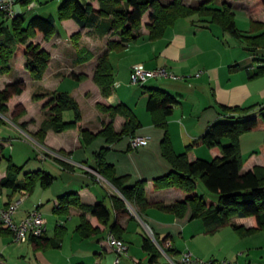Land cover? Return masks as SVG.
Segmentation results:
<instances>
[{
    "label": "crops",
    "instance_id": "obj_1",
    "mask_svg": "<svg viewBox=\"0 0 264 264\" xmlns=\"http://www.w3.org/2000/svg\"><path fill=\"white\" fill-rule=\"evenodd\" d=\"M80 1L86 3L92 0ZM194 1L195 5H198L203 0H192ZM224 1L233 6L237 28L243 35L258 34L259 31L254 32L252 29V21L264 23V7L252 11L253 0ZM34 2L35 5L31 9L36 8L37 0ZM94 4L97 6L98 3L95 1ZM20 7L26 19V4L20 1ZM238 10H243L245 18L249 19L242 26L236 18ZM36 11L38 10L35 9ZM38 13L44 15V12ZM149 14H145L142 28L135 32L136 40L130 42L124 50L125 74L130 78L131 69L142 65L145 69L166 67L185 78L152 77L136 90L128 81H121L120 76L125 75L120 69L117 72L113 62L120 53L111 51L110 60L115 72V81L121 84L113 87L110 96H103L93 79L98 58L107 49L110 40L119 41L121 37L119 34L100 35L95 28L81 27L73 19L61 21L68 37L63 42L56 36L59 45L51 44L50 40L55 36L45 40L41 34H37L36 39H33L34 42L38 40L37 42L51 54V61L43 79L35 80L26 70L27 59L24 54L15 55L14 60L10 62L11 68L0 74V91L8 83L20 78L25 79L27 89L22 94L13 96L8 102L9 106H13L9 109L10 115L18 104H25L27 107V113L19 120L20 124L25 123V128L13 119H8L39 144L42 150L38 153L41 155L43 168L38 169L49 171L55 177L47 186L38 183L31 192L25 189L15 191L11 188H0V207L9 202H18L15 215L17 220L35 209L43 211L46 218L44 237L55 238L59 243L58 246H53L43 239H40L39 244L35 243L34 239L24 243L16 242L12 234L0 226V264H106V257L110 254H115L116 258L120 256L119 264L122 261L124 264H146L145 261L147 264H181V255L188 250L201 260L231 259L243 264L244 254L249 255V251L253 249L261 250L257 252L258 258L264 261V231L243 236L231 224L209 229L204 219L208 212L192 217L193 209L190 203L182 214L166 211L155 205L159 202L170 205L187 199L189 195L177 187L156 186L155 178L167 174L173 167L161 150L165 129L156 124L154 119V115H157L158 119H161V115L159 112L153 114L146 108L147 87L161 88L178 97L179 103L167 117V131L174 151L183 153L186 146L200 136L212 122L226 117L223 105L252 108V112H258L264 106V73L257 74L259 69L264 67L263 50L253 48L245 38L235 37L218 25L210 23L209 17L203 18L199 15L178 19L161 38L150 40L147 28ZM77 32H81L84 37L90 32V47L72 42L71 35ZM197 72L200 74L196 75ZM73 73L84 74L86 78L79 81L72 76ZM67 79L73 82L67 83ZM63 83L68 85L62 88ZM30 86L33 88L31 95L57 90L69 92L78 101L83 114L79 126L60 133L48 130L43 143L34 138L33 133L41 129L50 113V107L43 109L49 100L47 97L37 100L30 109L29 104L32 102L30 99L24 100L25 94L31 89ZM122 103L134 111L142 124L136 134L149 137V142L138 148H131L130 136H124L109 144L104 136L98 135L92 142L85 143L81 130L98 134L103 130L105 123L112 119L100 105L117 106ZM0 114L5 115L1 112ZM124 122L123 116L114 119L116 131L121 130ZM124 138H128V143L121 145ZM263 140L264 128L242 135L241 146L245 159L242 172L255 166H264V150H260ZM5 145L6 143H0V163L4 161L3 158L13 160L12 156L5 155ZM244 145L251 146L247 158L244 156ZM105 146L108 148L107 161L114 165L118 175H128L131 184L139 180L147 181L146 197L151 202L142 212H138L127 202L130 215L118 220L119 229L116 230L117 236H120L127 246V252L120 255L110 246L108 239L113 234L112 224L117 219L112 197L122 195L96 170V152ZM220 154L219 150L209 149L204 145L188 151L191 161L197 158L209 159V155L213 159ZM60 160L69 166H64ZM7 163L8 160L3 164V169L0 168V179L6 175ZM26 163L28 165L30 160ZM46 164L58 174L51 172ZM30 167L27 171L38 170L32 165ZM24 173L23 171L20 174V178ZM207 191L200 189L199 194L217 199V195H211ZM67 192H76L83 203L95 204L102 201L109 207L111 217L107 225L101 224L96 217L87 213L92 225L100 227V233L90 237L81 235L78 226L81 224L84 210L76 204H71L66 209H55L59 196ZM233 221L246 229L255 224L252 217H234ZM144 237L151 238L159 249L160 255L156 262H150L151 255L143 248ZM158 242H161L162 246ZM134 245L138 246L135 254H130ZM162 247H172V254H166ZM8 249L10 252H7Z\"/></svg>",
    "mask_w": 264,
    "mask_h": 264
},
{
    "label": "trees",
    "instance_id": "obj_2",
    "mask_svg": "<svg viewBox=\"0 0 264 264\" xmlns=\"http://www.w3.org/2000/svg\"><path fill=\"white\" fill-rule=\"evenodd\" d=\"M20 1L27 4L34 0ZM95 1L98 3L97 6L94 4ZM210 1L212 0H203L198 5H192L187 3L186 0H172L170 2H165V0H92L86 3L80 0H62L59 5V18L61 21L73 19L79 26L84 28H95L100 35H120L119 41L110 40L108 42L107 49L98 58L93 76L103 96L108 97L113 93V87H115L114 68L110 60V52L124 51L128 48L130 42L136 40L137 35L135 32L142 28V21L147 13H150L149 23L147 24L150 40L161 38L178 19L199 15L203 18L209 17L208 21L210 23L218 25L235 37L245 38L253 48L263 50L264 23L252 21V29L254 32L259 31L258 34L243 35L237 28L233 6L227 1H223L217 7L211 6ZM253 1L252 11H258L264 7V0ZM0 19L13 21V31H9L8 28L3 27V24H0V74L11 68L10 62L14 60L15 55L24 54L27 59L26 70L31 73L35 80L43 79L51 61V54L40 43L34 42L33 38L37 34H41L45 40H49L55 33V18L52 15H34L26 23L24 13H20L15 18L7 19L0 12ZM78 35L79 33L75 34V36ZM263 73L264 67H261L257 74ZM72 76L79 81L86 78V75L83 74L73 73ZM26 89L27 83L23 78L8 83L0 91V112L6 114L9 111L6 102L13 96L22 94ZM146 89L148 92L146 108L153 114L159 112L161 115V119L154 115L156 124L165 129L161 140V150L163 156L173 167L167 174L155 178L156 186L177 187L189 195L187 199L170 205L162 202L155 203V205L163 210L182 214L190 203L193 209L192 217L208 212L204 219L209 229L231 224L243 236L257 231H264V166H255L253 169L242 172L245 159L241 146L243 134L264 128V106L258 112H252V108L223 105L222 108L226 113V117L212 122L200 136L186 146L185 152L176 153L167 131V117L173 113L174 106L179 103V99L176 95L161 88L147 87ZM33 97L36 101L49 97L46 105L50 107V113L43 122L41 129L33 133V137L41 143L44 142L48 130L60 133L77 128L83 119L78 101L69 92L45 91L35 93ZM100 107L109 113L112 119L105 123L103 130L98 134H94L89 130H81L85 143H90L98 135H102L109 144H112L124 136L135 135L142 126L134 111L126 104L122 103L117 106L100 105ZM24 110L22 105H18L16 111H14L13 119L16 120L24 114ZM65 110H73V120H64L63 113ZM117 116L125 118L120 131H116L114 127V119ZM20 126L25 128V123ZM225 139H229V143L225 144ZM202 145L209 149L219 150L221 154L211 160L197 158L191 161L188 157V151ZM107 149V146L101 147L96 152V170L122 194V196L114 195L112 197L117 214V219L112 224V232L117 236L118 220L125 215H130L127 202L135 207L138 212L146 209L151 202L146 197L145 186L147 181L139 180L131 184L128 175H118L114 165L107 161ZM260 149L264 150V140L260 144ZM7 160L6 175L0 179V188H11L15 191L25 189L31 192L38 183L47 186L55 178L50 172L43 169L27 171L20 178L23 166L15 164L12 158ZM62 164L66 167L69 166L64 161H62ZM199 181L204 183L209 192L217 195V199L207 198L199 194ZM71 204H76L84 210L81 224L78 226V230L83 237H90L101 232L99 226L92 225L87 218V213L96 217L103 225L109 223L111 212L104 202L83 203L76 192H67L60 195L55 209H66ZM234 217H252L255 224L252 228L246 229L234 222ZM7 231L11 234L9 230ZM32 239L37 244L40 243V239L49 242L53 246L59 244L55 238H45L44 235ZM158 243L162 246L161 242ZM143 248L150 253V262H156L160 252L155 242L149 237H144ZM163 249L166 254H172V247H163Z\"/></svg>",
    "mask_w": 264,
    "mask_h": 264
},
{
    "label": "rangeland",
    "instance_id": "obj_3",
    "mask_svg": "<svg viewBox=\"0 0 264 264\" xmlns=\"http://www.w3.org/2000/svg\"><path fill=\"white\" fill-rule=\"evenodd\" d=\"M223 1L224 0H212V1H210V5L217 7V6H220ZM60 2H61V0H37V5H36L35 9L38 10V11H36V12H35V9L27 10V7L26 8L24 7L25 8L24 10L26 11V13H25L26 23L34 15L40 14V13H38L40 11L44 12L43 16L53 15V17L55 18V33H54L53 36H55V37L52 36L53 38L51 37L52 39L50 38L51 40L50 39L49 40L51 41V44H53L54 46L55 45L56 46L59 45V40H58V38L56 36H59V38L61 40H63V42L68 37L67 30H66V28H64V26H63V24H62V22H61V20L59 18V5H60ZM167 2H169V1H167ZM186 2L187 3H191L192 5L195 4V1L192 2V0H186ZM39 7H41V8H39ZM237 12H238V15L236 16V18H238V24L240 26L244 25V22H246V21L248 22L249 21V19L245 18V14L243 13L244 12L243 10H238ZM2 21H3V19H0V24H3V27L8 28L9 31H13V21L12 20L4 19V21L3 22ZM77 33H79L78 36H75L76 33H73L71 35V39H72L73 43H76L77 45H84V44L85 45H89L90 44V39H89V37H90L89 33L90 32H88V34H86L87 37L82 36L81 32H77ZM37 41H35V42L38 43ZM89 47H90V45H89ZM119 53L120 54L117 55L116 58L113 61L114 62V67L117 68V72H118V69L123 71V74L125 76L124 77L120 76L121 81H123L125 83L128 81V84H130L129 75H127V73L125 74V72H124V68H125V65H126V62H124V58H123L124 51H119ZM114 76H115V72H114ZM118 76H119V74L117 75V78H118ZM70 79H72V78H70ZM72 80L67 79L66 82L67 81L70 82ZM67 83H63L62 88H65L64 86L68 85ZM120 84H121V82H120ZM130 85H133V84H130ZM133 87H136V90L141 88L140 85H134ZM30 88L31 89L29 90V92L27 94H25L24 97L26 99H24V100L27 101L28 99H30V101L32 102L31 105L29 104L30 109H31L32 105H34V103H36V100L33 97L34 94L31 95V91L33 90L32 86H30ZM50 92H53V91H50ZM8 102H6V105L10 109V107H13V106L12 105L9 106ZM18 105H22L24 107V109H25L24 110L25 112L20 117L16 118V120L13 119L14 118V116H13L14 112H12L11 115L9 114V111L5 115L0 114V143H2V144L6 143V145H5V155L7 157L12 156L13 157V161H14L15 164H17L18 166H23L22 172L23 171L26 172L29 168H31L30 167L31 165L34 168H36V169L43 168L42 160H41V157H40L41 155L38 153V152H40L42 150L41 147L39 146V144L36 143L33 139H31L26 133H24V131L19 129L14 124V122L12 120L8 119V118H11V119H13L15 121V123H17L18 125H21L19 120L27 113V107L24 106L25 104H18ZM18 105H16L14 107L13 111H16V109L18 108ZM47 108H49V107H47V105L45 104L43 109H47ZM69 115H72V116L70 117ZM63 118L66 121L73 120L74 119L73 110H65L64 113H63ZM127 143H128V138H124L121 145H124V144H127ZM224 143L225 144L229 143V139H225ZM250 148H251V146H249V145H244L243 146L245 158L248 157L247 153L250 152L249 151ZM207 158L212 159V157L210 155ZM3 160L4 161H2L0 163V168H2V169L4 167L3 164H6V162H7L6 158H3ZM28 160H30V163L28 165H26L27 164L26 162ZM48 163L52 164L50 161H48ZM49 164H46L47 168L51 172L57 173V171L52 170V168L49 166ZM198 184H199L198 192H200V189L201 190L202 189H207L202 181H199ZM106 185H107V183H106ZM207 193L213 195L212 193H210L208 191H207ZM262 235H264V232H263ZM137 247H138L137 245H134L132 247V249L130 250V254H135V250L137 249ZM162 250L164 251L163 247H162ZM260 251L257 250V249H253V250L249 251V255L244 254L243 264H250V262H251V264H264V261L260 257L258 258V253L257 252H260ZM7 252H10V249H8ZM11 252H13V251L11 250ZM13 254H15V253L13 252ZM115 258H116L115 254L108 255L106 257V259H107L106 260V264H114ZM145 263L147 264L148 262L145 261ZM121 264H124V261H122Z\"/></svg>",
    "mask_w": 264,
    "mask_h": 264
},
{
    "label": "built area",
    "instance_id": "obj_4",
    "mask_svg": "<svg viewBox=\"0 0 264 264\" xmlns=\"http://www.w3.org/2000/svg\"><path fill=\"white\" fill-rule=\"evenodd\" d=\"M34 1L26 4L27 9L33 8ZM20 0H0V12L3 13L7 19L15 18L21 12ZM264 55V48H263ZM197 72L196 75H199ZM152 77H168V78H185L184 76H178L166 67H157L154 69H145L142 65H136L130 72V84L142 85L149 78ZM116 87L120 86L119 81H115ZM149 142V137L141 134H135L130 136L131 148H138ZM18 202H10L8 205L0 207V226L9 230L16 242L24 243L28 242L32 238H40L46 232V218L43 212L39 209L31 211L28 215L22 219H16V212L18 210ZM109 244L115 249L119 255L127 252V246L123 239L111 234L109 236ZM170 246V244H168ZM181 264H238L231 259L222 260H201L193 256L191 251H185L181 255ZM116 264L120 263V256L115 260Z\"/></svg>",
    "mask_w": 264,
    "mask_h": 264
},
{
    "label": "water",
    "instance_id": "obj_5",
    "mask_svg": "<svg viewBox=\"0 0 264 264\" xmlns=\"http://www.w3.org/2000/svg\"><path fill=\"white\" fill-rule=\"evenodd\" d=\"M119 191V190H118ZM119 193H121L120 191H119ZM122 195V194H121Z\"/></svg>",
    "mask_w": 264,
    "mask_h": 264
}]
</instances>
